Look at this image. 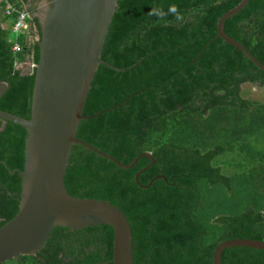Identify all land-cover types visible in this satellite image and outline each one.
<instances>
[{
	"label": "trees",
	"instance_id": "trees-1",
	"mask_svg": "<svg viewBox=\"0 0 264 264\" xmlns=\"http://www.w3.org/2000/svg\"><path fill=\"white\" fill-rule=\"evenodd\" d=\"M39 41L17 36L0 8V109L32 117ZM242 0H125L119 3L92 84L78 138L130 166L73 148L65 182L77 198L109 201L128 217L135 264H214L228 240L264 242V103L243 87L264 88V71L219 38L218 23ZM175 6L182 15L168 13ZM153 9L168 13L160 17ZM10 23L9 26L7 24ZM225 32L264 65V0H251ZM21 51H14L15 44ZM142 61V62H141ZM25 128L0 130V228L20 212L26 161ZM12 172H15L12 175ZM114 230L57 228L34 256L5 264H114ZM223 264H264V250L223 252Z\"/></svg>",
	"mask_w": 264,
	"mask_h": 264
},
{
	"label": "water",
	"instance_id": "water-1",
	"mask_svg": "<svg viewBox=\"0 0 264 264\" xmlns=\"http://www.w3.org/2000/svg\"><path fill=\"white\" fill-rule=\"evenodd\" d=\"M37 1L35 16L42 27L40 61L36 66V83L32 117L25 119L0 109V130L4 121L25 128L26 161L22 177V195L18 215L0 228V264L21 256L36 255L57 228L74 231L95 226L114 230V264H135L134 237L125 213L109 201L77 198L66 187L65 177L73 148L82 145L114 162L120 168L130 166L78 138L81 121L92 84L101 65L118 69L102 60L104 46L120 2L125 0H31ZM251 0H242L218 23L219 38L243 52L259 69L264 65L241 43L225 32L226 22L239 14ZM31 3L30 7H33ZM142 62V61H141ZM9 84L0 83V100ZM15 172H12L14 175ZM247 247L264 250V242L253 239L228 240L215 253L214 264H223V252Z\"/></svg>",
	"mask_w": 264,
	"mask_h": 264
},
{
	"label": "built area",
	"instance_id": "built-area-1",
	"mask_svg": "<svg viewBox=\"0 0 264 264\" xmlns=\"http://www.w3.org/2000/svg\"><path fill=\"white\" fill-rule=\"evenodd\" d=\"M0 8L4 16L13 20L12 30L17 36L25 35L30 42L40 40L36 35L37 30H33L30 21L32 17L20 0H0ZM14 51L16 53L21 51L20 44H15ZM32 67L36 66L32 64Z\"/></svg>",
	"mask_w": 264,
	"mask_h": 264
},
{
	"label": "rangeland",
	"instance_id": "rangeland-1",
	"mask_svg": "<svg viewBox=\"0 0 264 264\" xmlns=\"http://www.w3.org/2000/svg\"><path fill=\"white\" fill-rule=\"evenodd\" d=\"M19 68L23 69L24 72L27 73L32 70L33 67L31 62H27L26 64H21ZM243 91L247 99H252L254 101H260L264 103V88L254 87L251 84H247L243 87Z\"/></svg>",
	"mask_w": 264,
	"mask_h": 264
},
{
	"label": "clouds",
	"instance_id": "clouds-1",
	"mask_svg": "<svg viewBox=\"0 0 264 264\" xmlns=\"http://www.w3.org/2000/svg\"><path fill=\"white\" fill-rule=\"evenodd\" d=\"M168 13L175 14L177 20H182L183 19L182 15L179 13L178 9L175 6H170V8L168 9ZM168 13L164 12L163 10L153 9L151 14L163 17V16H166Z\"/></svg>",
	"mask_w": 264,
	"mask_h": 264
},
{
	"label": "crops",
	"instance_id": "crops-1",
	"mask_svg": "<svg viewBox=\"0 0 264 264\" xmlns=\"http://www.w3.org/2000/svg\"><path fill=\"white\" fill-rule=\"evenodd\" d=\"M26 8L28 9V7H26ZM3 15H4V14H3ZM9 20H10V22H11V24H12V23H13V20H12V19H9ZM9 25H10V23L7 24V26H9ZM35 43H36V40H34L32 44H35Z\"/></svg>",
	"mask_w": 264,
	"mask_h": 264
},
{
	"label": "flooded vegetation",
	"instance_id": "flooded-vegetation-1",
	"mask_svg": "<svg viewBox=\"0 0 264 264\" xmlns=\"http://www.w3.org/2000/svg\"><path fill=\"white\" fill-rule=\"evenodd\" d=\"M28 42H30V41L28 40ZM36 42H38V40H37ZM31 43H33V42H30V44H31Z\"/></svg>",
	"mask_w": 264,
	"mask_h": 264
}]
</instances>
